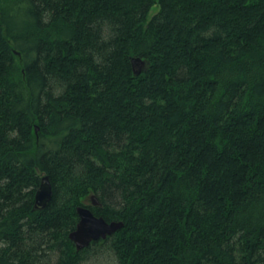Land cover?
<instances>
[{
    "label": "trees",
    "instance_id": "trees-1",
    "mask_svg": "<svg viewBox=\"0 0 264 264\" xmlns=\"http://www.w3.org/2000/svg\"><path fill=\"white\" fill-rule=\"evenodd\" d=\"M92 260L264 264V0H0V264Z\"/></svg>",
    "mask_w": 264,
    "mask_h": 264
},
{
    "label": "water",
    "instance_id": "water-1",
    "mask_svg": "<svg viewBox=\"0 0 264 264\" xmlns=\"http://www.w3.org/2000/svg\"><path fill=\"white\" fill-rule=\"evenodd\" d=\"M132 64L135 73L138 75L148 66V62L141 58H132ZM37 130L39 128L37 127ZM53 196V185L48 176H43L41 184L36 192L35 209L41 210L47 208ZM90 206L101 207L102 204L96 195H91L85 201L84 206L77 208L79 222L76 229L70 233V239L75 244L77 251L89 247L93 242L106 240L108 237L116 234L125 226L122 221L108 222L105 218L93 213Z\"/></svg>",
    "mask_w": 264,
    "mask_h": 264
},
{
    "label": "rangeland",
    "instance_id": "rangeland-1",
    "mask_svg": "<svg viewBox=\"0 0 264 264\" xmlns=\"http://www.w3.org/2000/svg\"><path fill=\"white\" fill-rule=\"evenodd\" d=\"M156 12V9L153 8V10L151 11L150 17ZM88 264H112L111 262H109L108 260H104L102 261H97V260H92L90 261Z\"/></svg>",
    "mask_w": 264,
    "mask_h": 264
},
{
    "label": "bare ground",
    "instance_id": "bare-ground-1",
    "mask_svg": "<svg viewBox=\"0 0 264 264\" xmlns=\"http://www.w3.org/2000/svg\"><path fill=\"white\" fill-rule=\"evenodd\" d=\"M76 247V246H75Z\"/></svg>",
    "mask_w": 264,
    "mask_h": 264
}]
</instances>
